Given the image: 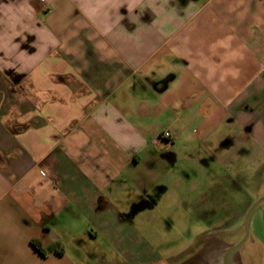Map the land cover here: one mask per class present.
<instances>
[{"label":"crops","instance_id":"0c3cea01","mask_svg":"<svg viewBox=\"0 0 264 264\" xmlns=\"http://www.w3.org/2000/svg\"><path fill=\"white\" fill-rule=\"evenodd\" d=\"M5 4L0 264H87L90 256L97 264H151L130 220L154 206L155 150L179 139L166 131L171 139L159 140L148 126L169 110L198 124L197 140L223 123L238 129L219 152L209 149L212 174L201 196L210 197V215L217 204L230 209L234 175L215 178L224 164L264 171V0H0ZM247 196L236 216L244 221L264 199V185ZM75 222L83 229L71 236ZM225 224L212 226L205 240L222 244ZM249 230L253 257L233 264H264V209L253 212Z\"/></svg>","mask_w":264,"mask_h":264},{"label":"rangeland","instance_id":"374dc122","mask_svg":"<svg viewBox=\"0 0 264 264\" xmlns=\"http://www.w3.org/2000/svg\"><path fill=\"white\" fill-rule=\"evenodd\" d=\"M7 7L6 4L0 6V12ZM148 123V126L157 133L178 131L180 136L174 144L170 143L168 150L162 151L163 153L155 150L154 153L157 152V155L154 157V169L151 170L154 181V206L130 220L132 229L147 244L145 256L152 261L151 264H184L188 260L186 264H206L210 263L209 259H212L213 264H223L224 254L229 248L224 245L236 246L244 239L245 221L242 217L236 216L243 215L242 210L249 198L247 195H252L259 185H264V171L255 174L241 173L244 167L242 161H233L230 167L224 164L215 178H220L225 173L234 175L233 188L228 189L230 209L224 212V207L221 208L224 204H217L218 212L210 215L208 213L212 207L209 203L210 197L201 196L209 191V181L206 180L209 173L212 174L210 157L215 151L209 152V149L212 147L219 152L218 148L225 140L224 136L235 135L238 132L237 127L223 123L210 137L197 140L194 130L198 129V124L182 122L178 110H169L159 117L150 119ZM259 207L264 209V203ZM221 222H226L224 228L218 229L223 231L217 236L222 244L205 240V232ZM74 224L69 229L71 236L78 235L83 229L78 222ZM98 245L106 254L112 255L113 252L104 242ZM202 246L204 249L200 251L199 248ZM250 248L251 242L248 240L234 259L244 258L245 255L248 258L253 257L250 256L252 253ZM70 253L74 256L72 252ZM200 260L203 262L200 263ZM87 264L97 262L90 256Z\"/></svg>","mask_w":264,"mask_h":264},{"label":"water","instance_id":"95a60500","mask_svg":"<svg viewBox=\"0 0 264 264\" xmlns=\"http://www.w3.org/2000/svg\"><path fill=\"white\" fill-rule=\"evenodd\" d=\"M264 203V199L256 202L249 210L246 219H245V236L243 241L236 245V246H231L226 250V253L223 257V264H233V260L235 255L240 251V249L242 248V246L244 245V243L247 241L248 237H249V224H250V220H251V216L253 214V212L262 204Z\"/></svg>","mask_w":264,"mask_h":264},{"label":"trees","instance_id":"16d2710c","mask_svg":"<svg viewBox=\"0 0 264 264\" xmlns=\"http://www.w3.org/2000/svg\"><path fill=\"white\" fill-rule=\"evenodd\" d=\"M31 245L33 246V248L39 253L41 254L43 257H46L47 256V253L46 251L42 248L40 242L38 241H31ZM52 250L56 253H58L59 255H62L63 254V251H62V248L59 244H55L52 248Z\"/></svg>","mask_w":264,"mask_h":264},{"label":"built area","instance_id":"2783aa9c","mask_svg":"<svg viewBox=\"0 0 264 264\" xmlns=\"http://www.w3.org/2000/svg\"><path fill=\"white\" fill-rule=\"evenodd\" d=\"M168 140V139H171V135L169 133H164L162 134L160 137H159V140Z\"/></svg>","mask_w":264,"mask_h":264},{"label":"flooded vegetation","instance_id":"af4514ba","mask_svg":"<svg viewBox=\"0 0 264 264\" xmlns=\"http://www.w3.org/2000/svg\"><path fill=\"white\" fill-rule=\"evenodd\" d=\"M226 253V252H225ZM225 255V254H224ZM223 263H224V261H223Z\"/></svg>","mask_w":264,"mask_h":264}]
</instances>
